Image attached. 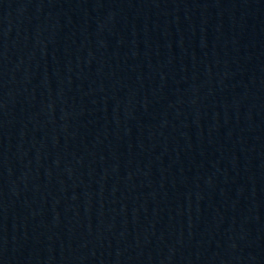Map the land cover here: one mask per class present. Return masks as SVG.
<instances>
[{"label": "water", "instance_id": "water-1", "mask_svg": "<svg viewBox=\"0 0 264 264\" xmlns=\"http://www.w3.org/2000/svg\"><path fill=\"white\" fill-rule=\"evenodd\" d=\"M264 0H0V264H160Z\"/></svg>", "mask_w": 264, "mask_h": 264}]
</instances>
